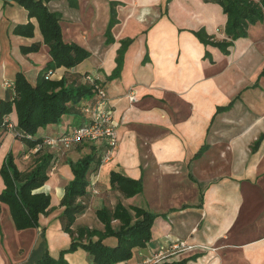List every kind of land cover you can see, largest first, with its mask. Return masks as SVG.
Returning <instances> with one entry per match:
<instances>
[{
	"label": "crops",
	"instance_id": "0c3cea01",
	"mask_svg": "<svg viewBox=\"0 0 264 264\" xmlns=\"http://www.w3.org/2000/svg\"><path fill=\"white\" fill-rule=\"evenodd\" d=\"M111 2L117 4V23L111 30L113 42L107 44ZM46 7L60 15L63 42L89 52L77 67L59 68L51 79L83 83L82 76L91 75L106 91L118 136L92 176L93 193L82 201L86 208L72 229L103 231L95 212L121 203L156 215L151 240L134 251L128 264H142L174 242L192 249L167 262L264 264V140L255 152L251 150L264 130V76H259L264 69V22L250 25L247 37L233 41L225 55L195 36L203 31L215 41L226 39V15L219 5L203 0H52ZM29 22L32 37L14 34L16 26ZM126 39L132 43L120 76L109 80L120 42ZM37 43L38 51H21ZM49 61L37 21L18 4L0 0V100L11 96L5 83L13 82L17 73L35 86ZM94 99L79 106L95 108ZM230 103L228 111L216 112ZM6 121L16 127L15 111ZM88 121V114L73 110L37 136L69 133ZM11 133L0 128V166L11 151L21 170L19 155L27 157L28 152ZM104 149H108L104 142L51 149L57 165L38 190L49 194L51 202L47 214L39 217L38 228L17 231L7 206L0 204V264H36L45 252L57 259L69 248L71 239L59 221L63 211L59 203L73 178L67 161L91 152L101 156ZM112 172L140 180L141 193L125 199L111 189ZM129 214L134 220V213ZM111 226L117 231L120 223L112 221ZM104 243L113 245L115 239ZM64 258L68 264H93L82 249Z\"/></svg>",
	"mask_w": 264,
	"mask_h": 264
},
{
	"label": "trees",
	"instance_id": "16d2710c",
	"mask_svg": "<svg viewBox=\"0 0 264 264\" xmlns=\"http://www.w3.org/2000/svg\"><path fill=\"white\" fill-rule=\"evenodd\" d=\"M2 1L18 4L27 12L29 18H34L37 21L43 43L48 47L50 55V61L39 73L35 86H32L21 73H17L14 81L11 82V96L0 100V128L7 129L6 118L15 111L17 125L12 127L11 134L23 144L25 152L34 153L32 154L34 157L33 166L29 170L19 169L11 151L6 154L0 166V178L3 183L0 204L7 206L15 229L22 231L38 228L39 217L46 215L49 211L50 195L38 192V190L49 180L50 172L57 165V158H54V153L45 147L49 146L46 141L60 140L84 124L73 127L69 133L64 132L55 136L39 137L37 136L38 131L50 125H59L63 117L73 110L81 113H84L86 109L91 110L92 106L85 105L81 108L79 105L83 100L89 98H95V104L99 102L94 90V85L98 83L96 80L94 83L86 81L87 74L82 76L83 83H68L64 77L60 80L51 79L55 70L59 68L73 69L89 57V52L85 49L63 42L59 24L60 15L50 12L46 7V4L52 0ZM203 1L219 5L223 14L226 15L227 20L223 29L226 39L215 41L203 31L195 33V36L203 45L217 47L225 55L228 54L227 49L232 46L233 41L247 37L250 25L264 22V0ZM116 5L113 2L110 4V21L105 33L107 44L113 42L111 30L117 23ZM13 32L15 35L32 37L33 25L29 22L16 26ZM131 43V39L120 42L115 59L116 67L108 77L109 80L120 76L125 52ZM39 47L40 44L37 43L23 47L21 51L23 54L36 52ZM208 55L206 53L205 57ZM259 76H264V69ZM231 106L232 103L225 107H217L216 112L228 111ZM263 138L260 136L255 142L252 148L253 152L256 151ZM107 150L104 149L101 156L91 152L75 162L67 161L73 178L64 188V195L59 203V206L63 208L59 221L62 231L69 235L71 243L67 250L60 252L57 259L50 257L45 252L36 264H68L64 258L65 255L78 249L87 252L91 256L93 264H128L134 251L145 248L151 240V227L156 215L137 207L126 208L121 203H118L114 209L103 207L95 212L97 219L104 227L103 231L87 227L72 229L77 215L86 208V202L82 201L87 195H91L90 191L95 185L92 176L100 167ZM203 151L202 148L196 156L201 155ZM24 154L19 156H24ZM109 184L111 189L117 190L125 199L132 198L142 191L140 180L127 178L115 172L110 174ZM129 210L134 213V220L129 214ZM112 221H119L120 227L117 231L113 230ZM108 238L115 239V243L113 245L104 243ZM187 261V259H183L163 264H186Z\"/></svg>",
	"mask_w": 264,
	"mask_h": 264
},
{
	"label": "built area",
	"instance_id": "2783aa9c",
	"mask_svg": "<svg viewBox=\"0 0 264 264\" xmlns=\"http://www.w3.org/2000/svg\"><path fill=\"white\" fill-rule=\"evenodd\" d=\"M94 78L91 75L86 76V81L94 83ZM5 87L10 89L11 83H5ZM94 90L98 97V105L93 109H86L85 112L89 115V121L81 127L72 130L64 138L60 140H47L46 144L52 148L68 149L72 146L82 143L94 144L104 142L108 148L105 157H108L113 151L118 141L115 125L112 121V111L108 106L106 91L98 84L94 85ZM134 97L130 98L133 101ZM8 130L12 129L11 125H7ZM93 193V191H92ZM192 249L182 242H174L169 246L160 247L159 250L153 253L148 259H145L142 264H163L174 255L183 250Z\"/></svg>",
	"mask_w": 264,
	"mask_h": 264
},
{
	"label": "rangeland",
	"instance_id": "374dc122",
	"mask_svg": "<svg viewBox=\"0 0 264 264\" xmlns=\"http://www.w3.org/2000/svg\"><path fill=\"white\" fill-rule=\"evenodd\" d=\"M260 136H263L264 137V130H263V132H261L258 136H257V139L253 142V144L251 145V150H252V148H253V146H254V144H255V142L258 140V138L260 137ZM264 140V138L261 140V142H260V144H259V146L261 145V143H262V141ZM259 146H258V148H259ZM47 149H48V151H52L51 149H54V148H52L51 146H45ZM257 148V149H258ZM65 149V148H64ZM69 149V148H68ZM256 149V150H257ZM54 151V150H53ZM52 151V152H53ZM32 154H34V153H32V152H29L28 153V155H27V157H24V156H19V164H20V168H21V170H29L32 166H33V161H34V157H33V155ZM54 155H55V153H54ZM261 165H264V163H261ZM1 180V179H0ZM260 184L261 185H263V182H260Z\"/></svg>",
	"mask_w": 264,
	"mask_h": 264
}]
</instances>
